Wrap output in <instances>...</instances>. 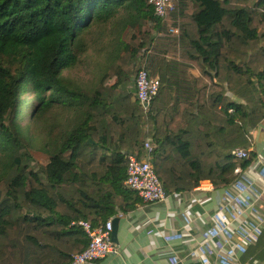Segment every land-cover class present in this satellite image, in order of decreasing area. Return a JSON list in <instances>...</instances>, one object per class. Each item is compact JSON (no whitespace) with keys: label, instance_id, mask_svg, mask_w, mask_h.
Segmentation results:
<instances>
[{"label":"trees","instance_id":"trees-1","mask_svg":"<svg viewBox=\"0 0 264 264\" xmlns=\"http://www.w3.org/2000/svg\"><path fill=\"white\" fill-rule=\"evenodd\" d=\"M88 32L112 44L114 82L65 74ZM141 61L161 82L147 111L128 88ZM26 93L30 121L55 107L64 118L36 136L38 168ZM263 120L264 0H175L164 18L148 0H0V264H69L89 244L81 221L135 209L128 155L144 157L147 137L169 194L234 183L256 155L233 152Z\"/></svg>","mask_w":264,"mask_h":264},{"label":"crops","instance_id":"crops-1","mask_svg":"<svg viewBox=\"0 0 264 264\" xmlns=\"http://www.w3.org/2000/svg\"><path fill=\"white\" fill-rule=\"evenodd\" d=\"M198 75V70H192V78ZM252 135L256 156L241 180L244 185L254 182V186L240 192L234 184L216 189L204 180L211 186L196 189L197 185L191 192L170 193L159 203L141 200L135 209L112 217L118 220L112 238L120 248L119 254L85 264H264V228L242 246L243 250L239 249L238 260L217 235L219 228L226 226L228 233L242 242L248 228L232 219L259 196L264 186V120ZM230 194L235 196L231 206ZM261 205L264 207V195Z\"/></svg>","mask_w":264,"mask_h":264},{"label":"built area","instance_id":"built-area-1","mask_svg":"<svg viewBox=\"0 0 264 264\" xmlns=\"http://www.w3.org/2000/svg\"><path fill=\"white\" fill-rule=\"evenodd\" d=\"M174 1L175 0H148V3L153 7L157 17L164 18L167 12L173 7ZM134 81L137 98L147 111L152 100L158 94L161 85L160 79L157 76H152L147 70L145 62L141 61L136 69ZM144 148L146 155L142 158L133 153L128 155V169L125 183L139 194L143 202L159 203L164 201L169 193L165 190L162 180L154 169L152 160L153 146L150 138L144 141ZM251 150L252 147L250 149L239 148L233 153L239 159H248ZM243 172L244 169L241 166H237L234 170L235 175H237V180L232 183L240 192L256 184L250 182L244 185L241 180ZM210 186L211 183L201 181L196 189H205ZM263 195L264 186L260 187L259 196L253 198L246 206L241 208L239 213L232 219L233 222H238L242 228H248L244 229L246 232L241 238L242 242L231 236L226 226L219 228L217 235L221 238L224 245L229 248L230 252H232L235 260L239 258V254H237L239 249H242V246L253 241V238L264 228V207L261 205V197ZM230 196L232 199L229 206L232 205V201L235 198L234 195L232 196L230 194ZM242 216L244 217L243 220L241 219ZM80 224L83 225L89 236V244L82 252L73 255L69 264H85L119 254L120 248L112 238V217L99 226H93L87 221H81Z\"/></svg>","mask_w":264,"mask_h":264},{"label":"rangeland","instance_id":"rangeland-1","mask_svg":"<svg viewBox=\"0 0 264 264\" xmlns=\"http://www.w3.org/2000/svg\"><path fill=\"white\" fill-rule=\"evenodd\" d=\"M94 31H96V28ZM94 37V32L85 34V39L87 38L89 46L79 54V62L77 65L72 69L65 70L66 75L83 85L96 83L104 74L108 75L106 78L107 82H114L116 79L115 76H111L112 67L115 64L112 44L107 42H96ZM136 69L137 67L129 80L131 81L128 85L129 89H135L134 76ZM23 97L25 99L23 108L25 117L22 123L28 126L31 136L35 137V142L31 145V152L34 157L33 166L38 168L40 164H44L48 161L49 156L47 152L42 150L43 142L41 143L39 140H36V136L39 135V133L42 135V130L51 127L54 121H56L57 125H61L64 118L62 109L55 107L45 113L41 122H36V120L30 121L28 115L36 104V100L30 93H26Z\"/></svg>","mask_w":264,"mask_h":264},{"label":"water","instance_id":"water-1","mask_svg":"<svg viewBox=\"0 0 264 264\" xmlns=\"http://www.w3.org/2000/svg\"><path fill=\"white\" fill-rule=\"evenodd\" d=\"M89 142H92V140L90 139ZM117 223H118V220H117V219H114V220H113V228H114V229H113V231H112V232H113V235L115 234V229H116V227H117Z\"/></svg>","mask_w":264,"mask_h":264}]
</instances>
